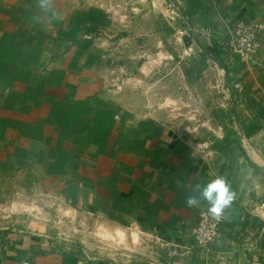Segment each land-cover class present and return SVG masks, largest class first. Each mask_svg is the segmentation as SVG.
<instances>
[{
	"label": "crops",
	"instance_id": "obj_1",
	"mask_svg": "<svg viewBox=\"0 0 264 264\" xmlns=\"http://www.w3.org/2000/svg\"><path fill=\"white\" fill-rule=\"evenodd\" d=\"M50 7L0 0V264H217L186 204L217 175L211 257L264 264V67L230 48L264 0Z\"/></svg>",
	"mask_w": 264,
	"mask_h": 264
},
{
	"label": "built area",
	"instance_id": "obj_2",
	"mask_svg": "<svg viewBox=\"0 0 264 264\" xmlns=\"http://www.w3.org/2000/svg\"><path fill=\"white\" fill-rule=\"evenodd\" d=\"M166 9L171 15H176V11L170 4L166 3ZM264 30V23L261 21H239L230 30L231 51L239 56L249 69L253 67H264V42L260 35ZM220 219H214L204 208L199 216L197 225L194 229L195 246L200 250L207 261H217V264H228L225 254L214 253L215 246L222 240V226L227 214ZM155 255H158L157 253ZM150 264H155L154 259L149 260Z\"/></svg>",
	"mask_w": 264,
	"mask_h": 264
},
{
	"label": "clouds",
	"instance_id": "obj_3",
	"mask_svg": "<svg viewBox=\"0 0 264 264\" xmlns=\"http://www.w3.org/2000/svg\"><path fill=\"white\" fill-rule=\"evenodd\" d=\"M51 4L52 0H39V6L42 9L53 11L55 14L50 7ZM194 191L199 192V197L189 194L186 197L187 206L198 207L202 203H206L207 212L217 220L225 215L226 210L233 207L236 200V192L224 175H217L203 185H195Z\"/></svg>",
	"mask_w": 264,
	"mask_h": 264
},
{
	"label": "rangeland",
	"instance_id": "obj_4",
	"mask_svg": "<svg viewBox=\"0 0 264 264\" xmlns=\"http://www.w3.org/2000/svg\"><path fill=\"white\" fill-rule=\"evenodd\" d=\"M2 209H5V210H2ZM8 209H6L5 207L4 208H1V212H0V216H5L6 219H8L9 217L12 219H14L15 217H17L18 215H20V213H12V212H9L7 211ZM26 215V214H25Z\"/></svg>",
	"mask_w": 264,
	"mask_h": 264
}]
</instances>
